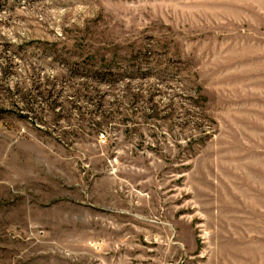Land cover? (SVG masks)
<instances>
[{"label":"rangeland","instance_id":"rangeland-1","mask_svg":"<svg viewBox=\"0 0 264 264\" xmlns=\"http://www.w3.org/2000/svg\"><path fill=\"white\" fill-rule=\"evenodd\" d=\"M0 264H264V0H0Z\"/></svg>","mask_w":264,"mask_h":264}]
</instances>
